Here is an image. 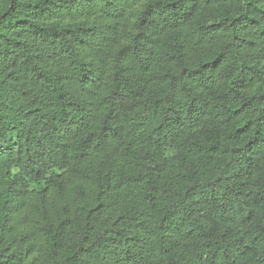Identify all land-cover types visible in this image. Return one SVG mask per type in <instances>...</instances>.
Here are the masks:
<instances>
[{"label":"trees","instance_id":"obj_1","mask_svg":"<svg viewBox=\"0 0 264 264\" xmlns=\"http://www.w3.org/2000/svg\"><path fill=\"white\" fill-rule=\"evenodd\" d=\"M0 264H264V0H0Z\"/></svg>","mask_w":264,"mask_h":264}]
</instances>
